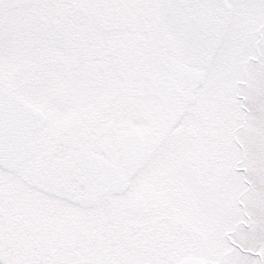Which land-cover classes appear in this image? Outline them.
<instances>
[{
	"label": "snow or ice",
	"instance_id": "obj_1",
	"mask_svg": "<svg viewBox=\"0 0 264 264\" xmlns=\"http://www.w3.org/2000/svg\"><path fill=\"white\" fill-rule=\"evenodd\" d=\"M0 264H264V0H0Z\"/></svg>",
	"mask_w": 264,
	"mask_h": 264
}]
</instances>
